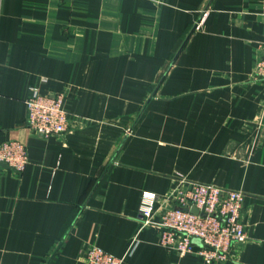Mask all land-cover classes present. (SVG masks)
<instances>
[{"label": "crops", "instance_id": "obj_1", "mask_svg": "<svg viewBox=\"0 0 264 264\" xmlns=\"http://www.w3.org/2000/svg\"><path fill=\"white\" fill-rule=\"evenodd\" d=\"M264 0H0V264H209L142 227V192L168 208L178 176L244 194L247 239L228 260L264 264V82L253 78ZM63 93L67 131L26 126L30 88ZM159 212H156L158 215Z\"/></svg>", "mask_w": 264, "mask_h": 264}, {"label": "built area", "instance_id": "obj_2", "mask_svg": "<svg viewBox=\"0 0 264 264\" xmlns=\"http://www.w3.org/2000/svg\"><path fill=\"white\" fill-rule=\"evenodd\" d=\"M259 49L261 55L252 75L264 82V40ZM65 99L63 93L43 95L37 87H31L25 100L27 128L43 137L64 134L69 124ZM0 164L21 173L28 164L25 146L18 141L0 143ZM177 181L166 196L168 208L156 210L157 196L142 192L138 209L141 226L156 228L158 244L178 256L194 254L209 264L225 262L235 247L247 239L241 220L244 194L214 184L191 182L182 176ZM124 259L125 256H113L97 246L85 252V264H123Z\"/></svg>", "mask_w": 264, "mask_h": 264}, {"label": "water", "instance_id": "obj_3", "mask_svg": "<svg viewBox=\"0 0 264 264\" xmlns=\"http://www.w3.org/2000/svg\"><path fill=\"white\" fill-rule=\"evenodd\" d=\"M3 167H7L5 164H1ZM193 213H197L195 209L192 210Z\"/></svg>", "mask_w": 264, "mask_h": 264}]
</instances>
